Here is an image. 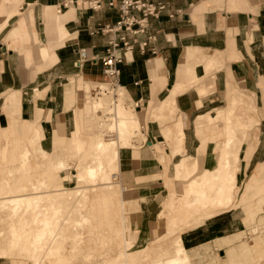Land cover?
<instances>
[{"label": "crops", "instance_id": "0c3cea01", "mask_svg": "<svg viewBox=\"0 0 264 264\" xmlns=\"http://www.w3.org/2000/svg\"><path fill=\"white\" fill-rule=\"evenodd\" d=\"M154 1L167 5L159 18L151 19L157 53L150 49L144 53L136 46L119 65L121 74L117 83L124 88L127 102L134 104L133 112L141 122L144 136L141 141L133 139L132 145L119 148L118 173L127 185L125 191L131 195L122 201L124 210L125 204L134 208L131 216L132 223L137 222V237L150 242L167 234L168 229L159 216L169 190L171 167L180 158L171 155L169 146L164 148L166 139L162 130L169 123H161L152 114L168 115L177 110V117L187 119L185 147L187 153L194 154L196 147L201 146V140L191 128L195 117L207 112L215 114L217 107L226 105V99L233 101L234 94L250 97L259 109V118L253 124L259 126L258 142L255 146L251 143L255 148L248 160L243 152L238 183L243 187L256 167L264 165V0ZM88 2L0 0V165L7 135L8 138L18 135L20 147H24V135L30 140L36 131L41 135L42 148L48 152L74 151L72 144L77 152L80 142L84 148L91 143L93 133L87 131L90 125L86 100L89 91L100 89L104 83L98 84L106 76L102 58L117 35L101 28L118 21L120 12L105 4L95 10ZM82 49L86 52L84 58L80 54ZM188 50L190 57L210 55L207 67L212 70L208 73L205 63L193 61L198 77L208 74L214 80V87L206 94L201 95L193 86L194 75L190 76V65L184 63ZM178 82L181 91L175 90ZM86 132L88 139L84 137ZM213 143H209L203 155V168H212V161L215 162L210 152ZM158 147L163 148L170 160L166 177L157 156ZM35 165L36 162L32 167ZM260 173L264 175L263 168ZM259 189L264 190V184L253 187L250 193ZM257 197L251 199L254 204H260L263 199ZM235 219L218 214L181 232L185 248L202 251L201 256L193 258V264H197V259L212 256L216 250L222 251L225 246L221 240L242 232L226 231L229 225L236 224ZM171 239L157 243L169 248Z\"/></svg>", "mask_w": 264, "mask_h": 264}, {"label": "rangeland", "instance_id": "374dc122", "mask_svg": "<svg viewBox=\"0 0 264 264\" xmlns=\"http://www.w3.org/2000/svg\"><path fill=\"white\" fill-rule=\"evenodd\" d=\"M198 56L191 57L189 72L190 76L194 75L193 86L195 85L203 95L214 87V80L208 74L205 77L196 75L193 61L205 63L207 73L212 70L207 67L206 57L210 55ZM187 74L189 75L188 72ZM99 83H102L100 89L95 88L92 93L89 91L86 100L89 102H86L87 121L91 126L87 131L93 133V138L85 148L80 142L77 152L73 144L71 149L74 151L55 149L48 152L40 144L41 135L33 144H30L29 136L24 135V147H20L18 135L11 138L7 135V138H4L1 149L3 164L0 165V264H148L182 249H187L189 264H193V258L201 256L202 251L200 249L201 252L196 254L194 249L185 248L180 234L183 230L197 226L218 214L229 220L236 218L233 221L236 224L229 225L226 231L235 229L242 232L221 240V244L225 246L222 251L216 250L212 256L197 259L195 263L264 264V203L249 205V210H246L245 206L250 200V190L264 184V175L260 173L262 168L264 170V165L259 164L256 167V172L249 176L243 187L238 183V170L243 152L248 160L255 148L252 144L255 146L258 142L259 126L253 124L259 118V109L253 99L243 96L246 100L249 99L252 108L243 119L238 116L242 106H236L237 101L227 102V99L226 105L215 109V114L207 112L197 115L193 121L194 127L191 125V128L196 138L201 140V146L196 147L194 154L187 153L185 147V126L188 121H184V126L177 124L183 118L177 117V110L168 115H160L157 112L151 115L161 123H169L170 127L165 126L162 130L166 139L164 148L169 146L174 158L180 156L171 167L172 177L169 180L172 184L167 180V195L164 194V199L160 197L163 202L159 218L168 229L164 238H172L168 248L166 244L162 247L163 244L157 243L163 240V237L152 242L138 238L135 228L137 222L132 223L131 216L134 208L125 204V210H122V200L130 199L131 195L125 191L127 185L118 173L119 158H113L112 155L115 148L132 145L133 139L141 141L144 136L141 132V122L139 124L133 112L134 104H129L125 95H119V91H122L119 84H113L106 76L101 78ZM105 83L107 84L104 85ZM240 96L238 94L235 98ZM114 98H118V102H114ZM125 115L134 117L135 122L124 123L122 120ZM225 116L227 120L223 118ZM228 117L232 120L228 121ZM100 122L102 124H99ZM228 122L231 123L230 130L227 129L230 125ZM232 130L237 131V134ZM88 133L84 134L86 139L89 138ZM230 138L234 142L228 145ZM11 141L14 144L9 156ZM98 141L105 143L106 147L97 148ZM212 141L215 143L211 144L210 152L212 156L216 155L217 158L219 154L220 157L217 162L216 158L215 162L212 161L211 167L216 165L217 170H225L223 173L217 171L214 175L213 172L206 173V181L203 173L208 168L202 167L203 155ZM156 151L159 160L165 165L163 176L166 177L170 160L162 147H158ZM62 152L63 158H59ZM161 152L164 156H161ZM228 152L231 156L238 155L239 168L235 171L231 166L232 169H228L230 171H227L226 175L224 172L229 166L222 165L225 164ZM194 157L198 162H194ZM53 158L55 161H52ZM35 162L36 165L32 167ZM193 164L198 165H194L197 168H194ZM90 165L94 166L93 175L87 172L86 167ZM211 174L215 177L210 176ZM199 176H202V182L197 183L201 180ZM209 176L212 180H209ZM218 176L222 178L219 179ZM205 182L207 184L203 185ZM30 185L33 189L28 188ZM219 185H226L225 191L229 186L232 191L228 190L229 194L225 193L223 201L218 203L213 199L221 193L216 189ZM11 197L21 198L16 203L14 199H8ZM262 197L264 190L259 191L257 198ZM188 215L191 216L187 217ZM166 240L162 243H166ZM144 245L146 246L143 247ZM223 252L224 255L221 254Z\"/></svg>", "mask_w": 264, "mask_h": 264}, {"label": "built area", "instance_id": "2783aa9c", "mask_svg": "<svg viewBox=\"0 0 264 264\" xmlns=\"http://www.w3.org/2000/svg\"><path fill=\"white\" fill-rule=\"evenodd\" d=\"M88 3L95 10L105 4L118 8L120 12L118 21L101 28L103 32L117 34L108 44L102 58L105 75L113 84H117L121 74L119 65L127 60L128 52H133L138 46L144 53L148 49L154 54L157 53L155 47L157 37L151 31V19L159 18L167 9V5L154 0H89ZM80 52L84 58L85 49Z\"/></svg>", "mask_w": 264, "mask_h": 264}, {"label": "bare ground", "instance_id": "6f19581e", "mask_svg": "<svg viewBox=\"0 0 264 264\" xmlns=\"http://www.w3.org/2000/svg\"><path fill=\"white\" fill-rule=\"evenodd\" d=\"M191 56V54H190V50H188V52H186V54L184 55V63H185V66L188 64V67H189V65H190V57ZM197 56V55H196ZM203 58V57H202ZM208 58H209V56H208ZM207 57H206V59H208ZM212 58V57H211ZM196 60V59H195ZM206 61V60H205ZM214 61V60H213ZM212 61V62H213ZM216 62H217V60H215ZM214 65H217V63L216 64H214ZM195 66V65H194ZM193 66V67H194ZM118 85V84H117ZM176 85V84H175ZM181 83H177V86L175 87V90H180L181 91ZM183 87V86H182ZM119 88L122 90V91H119V95L120 96H123L124 94H125V90H124V88L123 87H121L120 85H119ZM180 88V89H179ZM237 95V94H236ZM119 96V97H120ZM116 97V96H115ZM118 100V98H114V102H118L117 101ZM235 101H237L238 103H235L236 104V106H237V104H240L241 106H242V110L239 112V115L238 116H241V118L243 119L244 117H246L247 116V114H248V111L250 110V109H252L251 108V104L249 103V99L248 100H246L244 97H242V96H240L239 98H235L234 97V99H233V101L232 102H235ZM170 104H168V106H169ZM239 106V105H238ZM232 107V106H231ZM245 108V109H244ZM164 109H165V107H164ZM163 109V110H164ZM238 109V108H237ZM235 110V109H234ZM156 111V110H155ZM220 112V111H219ZM252 112V111H251ZM156 113V112H155ZM222 113V112H221ZM250 113V112H249ZM218 115V114H217ZM221 114H219V116H220ZM228 114H226V116H227ZM224 116V115H223ZM226 116L225 117H223L224 119L226 118ZM229 116V115H228ZM235 116V115H234ZM210 117V116H209ZM222 118V119H223ZM229 119H228V121H231L232 120V118L231 117H228ZM124 120H122L124 123H129V122H131V123H133V122H135V119H134V117H131L130 115H128V117H127V115H125L124 116V118H123ZM184 118H182L181 120H180V122L179 123H177V124H179V125H181V126H184ZM187 120V119H186ZM226 120H227V118H226ZM239 120H241V119H239ZM242 121V120H241ZM78 123V122H77ZM122 123V122H121ZM99 124H102L101 122L99 123ZM217 124H219V122H217ZM226 124H227V121H226ZM230 124V125H229ZM234 124V123H233ZM247 124V123H246ZM207 125V124H206ZM209 125V124H208ZM222 125H223V122H222ZM228 127H227V129H229L230 130V126H231V123H229L228 122ZM235 125V124H234ZM236 127H237V125H236ZM223 128H224V126H223ZM233 128V127H232ZM36 129V128H35ZM227 129H226V131H227ZM236 129V128H235ZM239 129V128H238ZM238 129H237V131H238ZM243 130H245L244 128H242ZM241 129V131H243ZM233 132H234V130H232ZM237 131H235V132H237ZM36 132V131H35ZM229 132V131H228ZM234 132V133H235ZM239 132V131H238ZM231 133V132H230ZM232 133V135H234V136H236L235 134H237V133ZM227 135H229V133H227ZM231 135V134H230ZM37 138H40V134L38 133V132H36V133H34L33 134V136H32V138L30 139V144H33L34 142H36L37 141ZM6 139V138H5ZM231 139L232 138H230V140H228L227 141V144L228 145H230L232 142H234L233 140L231 141ZM234 139H235V137H234ZM227 144L225 145V146H227ZM216 145V144H215ZM218 145V144H217ZM118 146V145H117ZM234 146V145H233ZM104 148V147H106V144L105 143H102V142H97V148ZM231 147V146H230ZM38 148H40V147H38ZM215 148H217V146L215 147ZM223 148V147H222ZM227 148L229 149V147L227 146ZM37 149V148H36ZM175 149V148H174ZM25 150H27V149H25ZM110 150H112V148L110 149ZM220 150V149H219ZM175 151V150H174ZM178 151V150H177ZM26 152V151H25ZM223 152V151H222ZM226 153H227V150L225 151ZM197 153H198V151H197ZM226 153H225V155H226ZM41 154V153H40ZM64 154V153H63ZM63 154H62V156H63ZM217 154V153H216ZM223 154V153H222ZM27 155H28V153H27ZM26 155V156H27ZM173 155V154H172ZM228 157H227V159L224 161L225 162V164L224 165H222V167L223 166H229L227 169H226V171L224 172L225 174H226V172L227 171H230V170H228V169H232V168H234V170L236 171L238 168H239V158H238V155L237 154H235V155H233V156H231V153L230 152H228ZM61 156L59 155V158H60ZM112 157L114 158V157H116V158H119V147H117V148H115L114 149V152H113V155H112ZM220 157V155L219 154H217V158H216V155H215V158H216V162L218 161L217 159ZM24 158H25V156H24ZM188 159V158H187ZM190 159V158H189ZM193 159H195V157L193 158ZM53 161H55V160H53ZM57 161H58V158H57ZM194 162H198L197 161V159H195V161ZM201 162H202V160H201ZM52 163V162H51ZM55 163H57V162H55ZM54 163V164H55ZM61 164V163H60ZM196 164H198V163H196ZM196 164H193V167L194 168H197V167H195L194 165H196ZM200 164V163H199ZM53 165V164H52ZM57 165V164H56ZM176 165V164H175ZM165 166V165H164ZM196 166H198V165H196ZM232 166V168H230ZM21 167H23V166H21ZM54 167H55V165H54ZM60 167V166H59ZM96 167V166H95ZM87 168V172L91 175H93L94 174V166L93 165H90V166H87L86 167ZM219 168V167H218ZM26 169V168H25ZM180 170V169H179ZM225 170V169H224ZM224 170H221L220 168H219V170H217V167H216V165L213 167V168H211V169H206L205 171V173H203V177L204 178H207L206 179V181H208V175L206 176L205 174L207 173V174H210V173H212L213 175L218 171L219 173L220 172H222L223 173V171ZM26 171V170H25ZM27 173V172H26ZM228 173V172H227ZM230 173V172H229ZM80 174L81 173H79V177H80ZM97 174V173H96ZM210 175V176H213V175ZM230 174H233L232 172L230 173ZM205 175V176H204ZM217 175H218V173H217ZM227 175V174H226ZM209 176V177H210ZM221 176H222V174H221ZM187 177V176H186ZM213 177H215V176H213ZM217 177V176H216ZM199 178H200V176H199ZM198 178V179H199ZM211 178V177H210ZM209 178V180H212V178L210 179ZM218 178L220 179V178H222V177H220V176H218ZM194 179V178H193ZM196 179V178H195ZM201 180H199V181H197V183L198 182H202V176H201V178H200ZM215 179H217V178H215ZM205 180V179H204ZM79 181H80V179H79ZM195 181V180H194ZM229 181V180H228ZM218 183V182H217ZM30 184H31V182H30ZM120 184V183H119ZM203 185L204 184H207L206 182L205 183H202ZM224 184V183H223ZM27 185H29V183L27 184ZM201 185V184H200ZM32 186H34V187H36V185H33L32 184ZM31 185H30V187L28 186V188H32L33 189V187H32ZM120 186V185H119ZM212 185H210V187H211ZM226 186V185H225ZM225 186L224 185H219V187L218 188H216V189H219V191H221V193H219V195H217V196H215L216 198L215 199H213V201L215 200H217V202L219 203V202H221V201H223V199H222V197L224 196V194L226 193V194H229V192L230 191H232L231 189V187H229L228 186V190H230V191H225ZM27 188V189H28ZM121 189V188H120ZM215 189V190H216ZM227 189V188H226ZM29 190H31V189H29ZM29 190H27V191H29ZM262 191V189H259V190H255L254 192H252V194L250 195L251 197H250V200H249V202L248 203H246L245 204V206H247V208H246V210H249V205H251V204H253V205H256V204H254L252 201H251V199L253 198V197H255L256 195H259V191ZM216 191H218V190H216ZM205 193V192H204ZM42 194V193H41ZM44 194V193H43ZM229 196V195H228ZM232 196V195H231ZM24 197V196H23ZM19 198H21V197H19ZM18 197H11V198H8L9 200L10 199H14V201H16V203L18 202V199H19ZM263 199H262V201H261V203L263 202L264 203V197H262ZM7 199V198H6ZM24 199V198H23ZM11 200V201H12ZM22 200V199H21ZM10 201V202H11ZM13 201V202H14ZM20 201V200H19ZM14 205H15V203H14ZM257 206V205H256ZM122 210H124V207L122 206ZM191 216V215H190ZM189 215L187 216V217H190ZM39 236H40V234H39ZM37 238H38V236H37ZM195 250V252H196V254L197 253H199V252H201L200 251V249H194ZM173 252H171V253H169V255L168 256H166V257H162L161 259H156V260H152V261H150V262H148V264H189V262H190V256H189V253H188V251H187V249H182V250H180V251H178L177 253H175V254H172ZM188 253V254H187Z\"/></svg>", "mask_w": 264, "mask_h": 264}]
</instances>
